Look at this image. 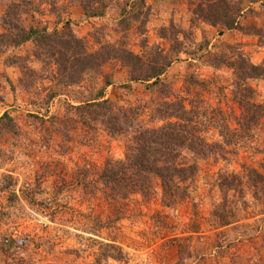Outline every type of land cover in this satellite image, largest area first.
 <instances>
[{
	"label": "rangeland",
	"instance_id": "1",
	"mask_svg": "<svg viewBox=\"0 0 264 264\" xmlns=\"http://www.w3.org/2000/svg\"><path fill=\"white\" fill-rule=\"evenodd\" d=\"M35 1L39 12L25 23L70 31L89 53L115 44L146 58L150 49L176 57L162 77L169 97L203 112L197 122L202 137L220 148L195 161L184 201L163 206L154 183L148 200L133 195L110 205L93 182L106 158H123L124 138L109 137L98 122L90 128L73 123L79 118L67 105L95 96L106 75L111 84L104 99L136 107L143 125L159 126L149 113L166 92L129 82L127 68L115 59L101 75L88 72L81 84L59 88L45 103L53 68L32 58V41L9 48L0 55V117H11L16 132L0 127V264H264V185L243 180L241 196L229 192L226 204L218 186L224 173L242 176V165L262 171L264 164V118L240 124L244 112L231 67L244 59L264 68V0H143L128 30L118 23L129 19L128 12L119 15L122 0L99 18H85L69 0ZM7 2L0 0V11ZM238 7L227 29L222 21ZM246 83L253 89L248 100L264 104V77ZM214 211L223 212L228 225ZM110 251L120 258L105 257Z\"/></svg>",
	"mask_w": 264,
	"mask_h": 264
},
{
	"label": "trees",
	"instance_id": "2",
	"mask_svg": "<svg viewBox=\"0 0 264 264\" xmlns=\"http://www.w3.org/2000/svg\"><path fill=\"white\" fill-rule=\"evenodd\" d=\"M69 1L81 8L85 18H99L103 17L114 0ZM120 4L122 9L120 8L119 15L123 17L128 12L129 19L123 17L118 23L122 26V30H128L130 22L137 21L140 16V12H135L136 7L138 5L140 7V4L144 5V1L122 0ZM199 7L201 8V5ZM127 8L130 11H127ZM240 11L239 7L234 8L235 14L226 21H222V24L227 29L233 28ZM38 12L39 7L35 0H8L0 11L2 29L0 55L9 48L20 47L28 41L34 43L32 58L42 64L46 63L49 69L53 68L48 77L54 88L48 94L45 103L60 95L59 88L81 84L86 73L95 72L101 75L103 65L115 59L122 61L127 68L129 82L147 83L150 88L158 86L167 94L153 101L154 106L149 113V122L161 123L159 126L143 125L138 119L139 111L136 107L121 106L104 99V89L111 84L106 75L102 76L103 86L95 96L84 101H76L75 105L70 103L67 105L68 111L78 115L79 120L71 119L73 123L80 124L82 128H90L93 123L98 122L109 137L124 138L123 158L104 160L101 169L95 173L97 179L93 182L101 186L94 187V191L101 193L102 198L114 206L119 201H127L133 195L148 200L156 183L163 206H174L184 201L188 196L189 183L197 172L195 161L212 155L213 150L217 152L220 145L208 144L202 137L203 131L197 122L199 117L204 116L203 112L201 115L193 112L197 110L192 107L191 102L188 103L189 107L185 105V99L173 100L169 97L168 87L162 77L177 58L156 52L154 49H150L152 54L146 58L115 44L101 45L97 51L89 53L84 40L75 37L70 31L49 32L46 27L24 22L26 17L33 21L34 14ZM216 21H212V24ZM142 25L144 31L145 20ZM138 32L140 36V21ZM242 60L243 62L233 63L231 66L234 76L232 86L240 92V96L235 93V100L240 110L244 112L240 124L247 125L249 120H254L257 124L264 118V104L248 100L253 89L246 82L264 77V68ZM20 83L23 86L29 85V82L21 79ZM247 111H253V113L247 116ZM0 127L7 130V133L16 132L11 117L6 113L0 117ZM241 168L242 176L224 173L219 178L218 186L221 189L224 204L227 202L229 192H237L241 196L243 180L249 187L264 185V164L261 165L262 171L246 165H242ZM78 183L86 186L83 178ZM223 203L220 208L224 206ZM213 215L222 218L221 225H228V217L223 212L217 214L214 211ZM107 247L117 249L114 245ZM119 253L110 251L104 256L119 259Z\"/></svg>",
	"mask_w": 264,
	"mask_h": 264
}]
</instances>
